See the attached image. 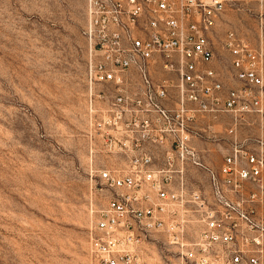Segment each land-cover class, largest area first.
<instances>
[{
  "label": "built area",
  "instance_id": "built-area-1",
  "mask_svg": "<svg viewBox=\"0 0 264 264\" xmlns=\"http://www.w3.org/2000/svg\"><path fill=\"white\" fill-rule=\"evenodd\" d=\"M228 6L88 0L89 171L92 193L105 198L90 210L89 254L98 264H151L142 252L159 233L181 264H259L264 140L242 138L239 129L264 116L263 34L229 29L223 47L231 60L216 67ZM223 114L228 143L216 166L198 144L216 139Z\"/></svg>",
  "mask_w": 264,
  "mask_h": 264
},
{
  "label": "rangeland",
  "instance_id": "rangeland-1",
  "mask_svg": "<svg viewBox=\"0 0 264 264\" xmlns=\"http://www.w3.org/2000/svg\"><path fill=\"white\" fill-rule=\"evenodd\" d=\"M87 6L0 0V264H98L89 254L90 210L105 198L92 193L89 171ZM231 28L252 39L261 29L264 43V0H229L215 39L224 70ZM229 122L221 115L216 139L199 142L208 164L223 162ZM239 135L264 140V116L251 115ZM200 178L207 189V174ZM259 213L264 219V202ZM152 239L142 252L151 264L182 263L164 234ZM258 253L264 264V245Z\"/></svg>",
  "mask_w": 264,
  "mask_h": 264
}]
</instances>
